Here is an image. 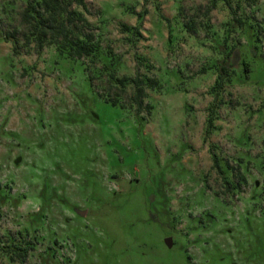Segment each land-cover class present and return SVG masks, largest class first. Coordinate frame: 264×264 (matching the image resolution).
I'll use <instances>...</instances> for the list:
<instances>
[{
    "label": "rangeland",
    "instance_id": "obj_1",
    "mask_svg": "<svg viewBox=\"0 0 264 264\" xmlns=\"http://www.w3.org/2000/svg\"><path fill=\"white\" fill-rule=\"evenodd\" d=\"M28 2L0 0V264H264V0L72 2L81 57L25 42Z\"/></svg>",
    "mask_w": 264,
    "mask_h": 264
},
{
    "label": "trees",
    "instance_id": "obj_2",
    "mask_svg": "<svg viewBox=\"0 0 264 264\" xmlns=\"http://www.w3.org/2000/svg\"><path fill=\"white\" fill-rule=\"evenodd\" d=\"M216 1L211 0V5L214 6ZM224 1L230 3L229 0ZM72 2L86 7L85 0H40L37 4L28 2L21 11L23 22L28 24V31L24 32L25 42L34 39L38 47H42L46 43H55L59 51L72 57L91 55L96 49L92 35L89 33L86 34L85 38H80L73 34L72 22L86 23L88 20L82 12L69 8ZM123 27L125 29L132 27L137 29V26H131L127 23H123ZM188 27H191L190 24ZM110 73L114 75L113 72ZM115 79L123 86L127 80L135 84L133 98L139 106L142 96L145 95L144 84L155 85L156 83L152 77L144 79L139 76L122 75L115 76ZM214 164L218 165L216 156L214 157Z\"/></svg>",
    "mask_w": 264,
    "mask_h": 264
}]
</instances>
